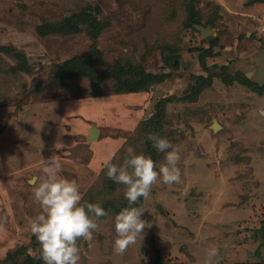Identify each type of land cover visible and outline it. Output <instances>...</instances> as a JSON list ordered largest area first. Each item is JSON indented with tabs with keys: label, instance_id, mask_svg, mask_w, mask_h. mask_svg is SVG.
<instances>
[{
	"label": "rangeland",
	"instance_id": "374dc122",
	"mask_svg": "<svg viewBox=\"0 0 264 264\" xmlns=\"http://www.w3.org/2000/svg\"><path fill=\"white\" fill-rule=\"evenodd\" d=\"M251 1L194 0L202 26L213 30L203 36L201 24L186 25L187 0H0V264H12L6 257L21 247L20 264L40 254L34 189L53 155L58 175L78 183L81 203L108 212L92 242L78 240L79 264H152L159 255L168 264H204L210 249L218 250L213 264L264 259V92L224 81L243 73L264 86V1ZM85 10L98 31L84 24L65 32L64 19ZM77 58L86 71L129 65L164 80L114 98L115 79L97 86L65 73ZM200 75L211 84L192 100ZM167 96L175 99L164 136L180 147L181 182L158 181L132 205L144 209L149 227L117 254L114 218L129 204L105 162L115 153L112 162L122 165L128 147L147 156L150 133L141 126ZM164 156L158 152L157 170Z\"/></svg>",
	"mask_w": 264,
	"mask_h": 264
},
{
	"label": "clouds",
	"instance_id": "9594fccd",
	"mask_svg": "<svg viewBox=\"0 0 264 264\" xmlns=\"http://www.w3.org/2000/svg\"><path fill=\"white\" fill-rule=\"evenodd\" d=\"M264 115V111L260 113ZM148 139L160 153H165L164 163L158 170L151 158L144 154H135L132 147L127 148V157L122 165L113 163L115 153L105 162L106 175L117 184L124 185V193L129 206L123 208L114 218L116 239L114 251L124 253L134 245L137 238L143 236L149 224L141 219L142 207H136L141 198L147 199L158 181L166 185L181 182L180 147L158 134H150ZM63 145L56 143L55 148ZM59 157L53 155L45 160L43 173L45 178L34 189V198L41 208V214L31 221V232L41 246V259L44 264H79L80 248L78 240L92 242L94 233L99 231L101 217L108 216L102 206L95 203H81L82 194L75 180L58 175ZM218 250L210 249L206 253L204 264H213Z\"/></svg>",
	"mask_w": 264,
	"mask_h": 264
},
{
	"label": "trees",
	"instance_id": "16d2710c",
	"mask_svg": "<svg viewBox=\"0 0 264 264\" xmlns=\"http://www.w3.org/2000/svg\"><path fill=\"white\" fill-rule=\"evenodd\" d=\"M255 1H264V0H252L251 2L254 3ZM188 2V20H187V26L192 25V23L196 24H202L201 19L196 14L194 6L192 3L194 0H187ZM65 25H62V28L65 32H79L81 30V26L84 24H87V26L91 29L94 28L98 31L99 28V20L96 18L95 14L91 11H81L80 13L72 14L71 16L64 19ZM193 26V25H192ZM206 26V25H205ZM97 28V29H96ZM210 45L208 48L204 49V52L206 54H211L214 46L217 45V39L214 38L210 39ZM77 62L74 60H71L67 63H65L63 66L67 72L70 74V72L74 71V74L80 75V76H89V79H91L97 86H101L105 81L109 80L108 78L115 79V90H114V96H120L124 94H135L140 93L144 91H148L150 87L157 83L164 80V77H161L159 75H153L150 73H147L141 68L132 67V66H124L120 64H114L112 66H108L109 68L105 72H100V66L97 68H93V70L90 68L89 71H86L87 68L84 67L82 64V60L77 58ZM71 64V65H70ZM226 68V67H225ZM199 80L197 81V86L199 87H193V93H190L188 96L192 100L197 99V95L200 94L203 90L204 86H210L211 84V78H207L205 76H198ZM224 81L227 84H233L235 82H238L240 84L246 85L250 87L252 90L257 91L260 94H263L264 86L256 83L255 81L251 80L246 74L240 73L235 76H229V78H224ZM100 92V91H99ZM103 97V94L101 92L99 94L94 95V97ZM175 99L174 96H167L161 99L158 103L155 104V112L144 122L142 123L141 130L145 132L147 135L150 134H158L161 138H165L164 136V130H165V120H166V113H167V104L169 102H172ZM145 148L147 149V156H151L153 161L157 162V154L158 151L153 147V143L147 139L146 140ZM34 243L40 246L37 238H34ZM27 250L25 247H21L20 249L16 250L13 253H9L6 257V263H12V264H20L17 262L16 257L20 254H26ZM11 261V262H10ZM22 264H44V261L41 259V251L38 257H30V255L26 256V259L22 262ZM152 264H168L161 255L157 256V258L154 260ZM248 264H264V259L260 262L256 263H248Z\"/></svg>",
	"mask_w": 264,
	"mask_h": 264
},
{
	"label": "water",
	"instance_id": "95a60500",
	"mask_svg": "<svg viewBox=\"0 0 264 264\" xmlns=\"http://www.w3.org/2000/svg\"><path fill=\"white\" fill-rule=\"evenodd\" d=\"M197 28L202 32L203 36H207L208 34H210L211 32H213V30L210 28V26H202V25H197ZM215 129L219 128V124L218 123H214L213 126ZM93 138L98 137L99 136V131L97 129H93Z\"/></svg>",
	"mask_w": 264,
	"mask_h": 264
}]
</instances>
